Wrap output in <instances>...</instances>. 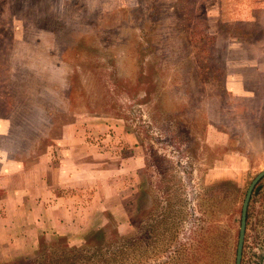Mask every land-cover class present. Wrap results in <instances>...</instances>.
Listing matches in <instances>:
<instances>
[{
    "label": "rangeland",
    "instance_id": "1",
    "mask_svg": "<svg viewBox=\"0 0 264 264\" xmlns=\"http://www.w3.org/2000/svg\"><path fill=\"white\" fill-rule=\"evenodd\" d=\"M263 169L264 0H0V264H233Z\"/></svg>",
    "mask_w": 264,
    "mask_h": 264
},
{
    "label": "water",
    "instance_id": "2",
    "mask_svg": "<svg viewBox=\"0 0 264 264\" xmlns=\"http://www.w3.org/2000/svg\"><path fill=\"white\" fill-rule=\"evenodd\" d=\"M264 177V169L257 173L252 180L249 182L241 205H240V212H239V223H238V229H237V238H236V245H235V253H234V262L233 264H240V258H241V251H242V243H243V237H244V230H245V216H246V209L247 204L249 202L250 194L255 187L256 183L259 179Z\"/></svg>",
    "mask_w": 264,
    "mask_h": 264
},
{
    "label": "crops",
    "instance_id": "3",
    "mask_svg": "<svg viewBox=\"0 0 264 264\" xmlns=\"http://www.w3.org/2000/svg\"><path fill=\"white\" fill-rule=\"evenodd\" d=\"M63 160H61L60 162H62ZM70 175V174H69ZM68 176V173H61V174H59V178H66ZM70 177H72V173H71V175H70ZM29 179H31V180H33V178H32V174L31 173H27V184H28V186H27V188L29 189L30 187H31V184H29ZM39 179L40 180H42V182L44 183V185H45V183H46V181H47V179L48 178H46V175L44 174V173H40V177H39ZM46 192V196H47V192L49 191V188H48V186L47 185H45V187H44V189H43V192ZM27 192H29V193H32L33 191H27ZM48 197V196H47ZM48 200H47V198H46V200H45V202H39V211H40V216H38V217H36V218H34V217H31V216H29V215H27V230H28V228H30V227H32V224L33 225H39V224H41L42 226L44 225L43 223H42V221L44 220L43 219V214H45L49 209H56V210H61L62 208L63 209H65L64 208V206L62 205L61 207H54L53 208V204L54 203H52L51 201H49L50 203H49V205H47L46 204V202H47ZM35 209H36V207H35ZM66 209H69V208H66ZM34 210V209H33ZM27 213H28V210H27ZM32 219H34L35 221H37V222H32ZM59 219V218H58ZM57 218H55L52 222H53V226H57L58 224H59V222L61 221V218L58 220Z\"/></svg>",
    "mask_w": 264,
    "mask_h": 264
},
{
    "label": "flooded vegetation",
    "instance_id": "4",
    "mask_svg": "<svg viewBox=\"0 0 264 264\" xmlns=\"http://www.w3.org/2000/svg\"><path fill=\"white\" fill-rule=\"evenodd\" d=\"M263 178L259 179L258 182L256 183L255 187L253 188L251 194H250V197H249V201L252 199L253 195L255 194V191L258 190V185L261 183ZM249 204V202H248ZM247 204V206H248ZM246 216H245V221H246ZM218 223V222H217ZM208 231V230H207ZM205 233V234H204ZM203 233V236L205 237V245L207 247V237H208V232H204ZM237 238V237H236ZM212 240V239H211ZM252 264V263H251ZM258 264H264V257L260 260V262Z\"/></svg>",
    "mask_w": 264,
    "mask_h": 264
},
{
    "label": "trees",
    "instance_id": "5",
    "mask_svg": "<svg viewBox=\"0 0 264 264\" xmlns=\"http://www.w3.org/2000/svg\"><path fill=\"white\" fill-rule=\"evenodd\" d=\"M23 259H21V260H18V261H15V262H13L12 264H14V263H16V262H21Z\"/></svg>",
    "mask_w": 264,
    "mask_h": 264
}]
</instances>
